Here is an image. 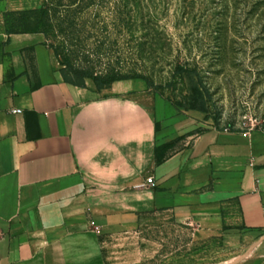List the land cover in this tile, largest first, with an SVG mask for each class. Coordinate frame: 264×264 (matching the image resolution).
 Segmentation results:
<instances>
[{
	"label": "crops",
	"instance_id": "1",
	"mask_svg": "<svg viewBox=\"0 0 264 264\" xmlns=\"http://www.w3.org/2000/svg\"><path fill=\"white\" fill-rule=\"evenodd\" d=\"M61 67L42 34L8 35L0 264H106L104 239L151 213L243 234L264 228V130L204 120L143 78L80 86Z\"/></svg>",
	"mask_w": 264,
	"mask_h": 264
},
{
	"label": "rangeland",
	"instance_id": "2",
	"mask_svg": "<svg viewBox=\"0 0 264 264\" xmlns=\"http://www.w3.org/2000/svg\"><path fill=\"white\" fill-rule=\"evenodd\" d=\"M13 32L42 34L74 70L144 75L204 120L264 130V0H0V56ZM103 250L106 264H264V228L151 213Z\"/></svg>",
	"mask_w": 264,
	"mask_h": 264
},
{
	"label": "trees",
	"instance_id": "3",
	"mask_svg": "<svg viewBox=\"0 0 264 264\" xmlns=\"http://www.w3.org/2000/svg\"><path fill=\"white\" fill-rule=\"evenodd\" d=\"M13 33H21V32H13ZM49 46L54 49L57 57H59V54L57 50L55 49V47L51 45ZM61 66L62 67L60 71L62 72L65 80L70 83L80 85V86L85 85V80L87 78L94 80L98 88L108 86L115 80H120V79H125V78H143V79H146L150 84L154 85L153 81L144 75H130V76L101 75V74L89 73L85 71L74 70L72 68H69L67 65L63 63H61ZM69 70L71 72H69ZM168 146H169L168 144H164L162 146H156V158L158 160H160L163 157L164 152Z\"/></svg>",
	"mask_w": 264,
	"mask_h": 264
},
{
	"label": "built area",
	"instance_id": "4",
	"mask_svg": "<svg viewBox=\"0 0 264 264\" xmlns=\"http://www.w3.org/2000/svg\"><path fill=\"white\" fill-rule=\"evenodd\" d=\"M13 111L14 112H18V111H20V109H14ZM147 183L148 184H154V178L152 176L148 177L147 178Z\"/></svg>",
	"mask_w": 264,
	"mask_h": 264
}]
</instances>
